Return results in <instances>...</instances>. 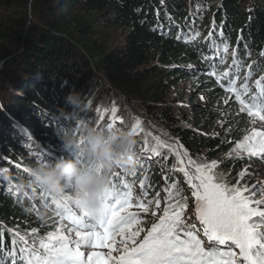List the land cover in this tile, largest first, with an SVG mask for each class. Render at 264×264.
Listing matches in <instances>:
<instances>
[{
  "label": "trees",
  "instance_id": "obj_1",
  "mask_svg": "<svg viewBox=\"0 0 264 264\" xmlns=\"http://www.w3.org/2000/svg\"><path fill=\"white\" fill-rule=\"evenodd\" d=\"M205 1L32 0L28 5L29 0H0V95H9L0 103V238L7 242L9 230L23 234L35 228L40 235L53 230L50 202L41 198L38 188L20 187L21 181L28 179L24 169L39 162V154L48 161L75 156L63 145L59 131L71 126L79 132L83 120L63 119L58 110L64 107L73 116L65 96L72 90L85 93L95 74L128 101H144L150 116L171 130L189 155L202 153L218 159L230 175L238 174L249 163L264 165L255 158L226 156L234 146L230 141L238 139L235 127L242 123L237 124V120L247 122V118L237 116L239 106L230 100L227 105L236 114L229 126L233 131L216 128L220 113L212 108V102L221 103L228 94L214 77L204 74L224 55L219 36L222 28L229 53L218 71L231 64V51L236 50L238 57L245 55L246 42L251 56L244 61L241 76L254 61L252 54L259 61L253 66L252 78L262 76L264 59L259 54L264 51V5L256 0L251 9L245 8V0H218L212 13L205 11ZM28 6L33 9V20ZM115 29L124 35V43L117 46L112 43ZM177 81L199 87L209 104H195L189 95L188 103L183 109L177 106V111L169 103ZM179 93L176 98L181 105V99L186 101L187 97L180 98ZM87 104L97 105L93 100ZM106 118L111 119V115ZM115 123L113 127L120 125ZM93 125L107 127L97 120ZM137 146V153L145 148L140 136ZM140 163L143 161H137L135 170ZM143 165L144 172L138 177L153 179L147 181L152 192L149 199L158 196L160 207H164L165 200L158 194L164 189L170 202L186 197L191 204V189L181 174L170 175L168 169L154 171L151 160ZM149 207L151 215L156 206Z\"/></svg>",
  "mask_w": 264,
  "mask_h": 264
},
{
  "label": "snow or ice",
  "instance_id": "obj_2",
  "mask_svg": "<svg viewBox=\"0 0 264 264\" xmlns=\"http://www.w3.org/2000/svg\"><path fill=\"white\" fill-rule=\"evenodd\" d=\"M219 36L224 55L204 74L215 78V83L228 94L225 105L230 100L237 103V116L246 117L250 125L241 139L230 141L234 147L229 157L264 162V76L254 82L251 80L253 66L259 61L248 64V71L241 76L244 61L251 56L245 42V55L238 57L236 50L231 51V64L218 71L229 53L222 28ZM213 47H216L215 41ZM259 55L264 59V51ZM116 111L113 107L108 128L117 120L122 122ZM104 119L100 115V120ZM243 122L237 120V124ZM140 124L137 119L133 131L139 129ZM232 131L230 127L228 132ZM153 140L155 144L150 149L146 140L144 149L145 153L150 150L152 157H136L137 161L163 157L160 149L174 154L178 170L191 189L199 227L185 222L186 197L166 203L160 215L151 212L153 222L148 228L142 227L139 213L129 211L134 206V196L125 175L127 169L120 168L112 174L106 193L107 210L98 221L90 220L80 211L70 195L56 197L38 188L41 198L50 202L49 206L54 209L53 230L42 235L35 228L23 234L19 230H9L7 242L0 238V264H264V186L259 182L246 186L239 183L245 175L254 173L245 169L238 182L230 184L217 171V161L197 162L187 150H180L182 144L168 143L160 137H153ZM75 155L82 158V154ZM36 158L46 157L39 154ZM142 167L143 163L138 164L131 176L137 177ZM24 171L29 173V168ZM146 187L141 181V194L135 206L148 213L149 205L154 203L159 210V198L144 202Z\"/></svg>",
  "mask_w": 264,
  "mask_h": 264
},
{
  "label": "clouds",
  "instance_id": "obj_3",
  "mask_svg": "<svg viewBox=\"0 0 264 264\" xmlns=\"http://www.w3.org/2000/svg\"><path fill=\"white\" fill-rule=\"evenodd\" d=\"M65 103L76 111L88 107L83 95L76 90L65 96ZM58 113L63 119L70 118V112L64 107H60ZM59 138L66 149L82 154V158L75 155L55 161L40 160L29 166L28 179L21 181L20 187L39 188L56 197L70 195L80 211L90 220L98 221L107 210L106 193L112 174L120 168H126L131 174L136 168L134 131L119 126L97 128L80 121L79 134L71 126H64Z\"/></svg>",
  "mask_w": 264,
  "mask_h": 264
},
{
  "label": "rangeland",
  "instance_id": "obj_4",
  "mask_svg": "<svg viewBox=\"0 0 264 264\" xmlns=\"http://www.w3.org/2000/svg\"><path fill=\"white\" fill-rule=\"evenodd\" d=\"M253 1L256 0H245L244 1V6L245 8H251L253 7ZM259 2L264 5V0H259ZM32 3V0H29L28 5ZM218 3V0H206L205 1V11H210L214 12V9L216 8V4ZM28 13L30 14V19L33 20L34 15H33V9L28 6L27 8ZM112 43L117 45H121L124 43V35L121 33L120 30L115 29L112 34ZM261 52V50H260ZM253 60L256 61L257 57L255 54H252ZM261 75H264V72H260ZM258 75V73H256ZM107 82L103 79L101 75L95 74L93 78L90 80V84L87 87V90L85 93L81 91L80 93L83 95L86 103L89 100H93L97 105H91L88 106L89 109H85L83 111H76L73 110V116L70 117V120L73 118L75 120H78V122L81 120L92 124L93 125V120L96 122V120L101 123H111L112 120L106 118L108 115H111V110L113 107L116 108V115L122 118V122L120 120H117L120 122V127L122 128H127L133 130V125L136 122L137 119L141 121L140 128L136 129L134 131L135 134L140 136V140L144 143L145 141H148V147L150 149L151 146L155 144V141L153 140V137H160L162 140L168 142V143H174V144H180L179 139L176 135H174L171 130L167 129L160 121L159 119H154L150 114L146 111L145 109V102L144 101H136L133 99L132 101H128L125 97H123L118 91L113 90L111 85L106 86ZM11 90V89H10ZM200 88L195 87V85H192L189 81H177V83L173 86V89L170 93L171 97L169 98V103L172 104L176 109L177 106L180 107V109L184 108V104L188 103L187 100H190L189 95H192L193 98H195V104L199 103H207L209 104V100L207 98L206 94H203L199 92ZM181 92L182 97L186 96V101L181 99V105H180V99L179 97L176 98V95ZM7 94V93H6ZM5 95H0V103L6 102V96ZM180 95V93L178 94ZM203 97V99H201ZM214 102V101H213ZM212 105L214 109L219 111L218 115V123H216V128L220 132L223 131V128L220 129V126L227 127L229 128L230 124L233 123L236 114L234 113V109H231L228 107V105H225L224 100H222L221 103H214ZM193 104V103H192ZM194 104V105H195ZM193 105V106H194ZM192 107V106H191ZM95 108V109H94ZM70 109V107H68ZM178 111V109H177ZM2 114V108L0 107V115ZM100 115H103L105 119L103 121L100 120ZM39 120V119H38ZM72 121V120H71ZM187 121V119H185ZM188 125L190 128H194V126ZM116 126V123L114 124ZM219 126V127H218ZM258 126V125H257ZM250 127V125L247 122L242 123L241 125H237L235 127L236 134L238 135V139L242 138V135L244 134L245 130ZM149 133L151 135H149ZM237 139V140H238ZM139 143V140H138ZM234 147V146H233ZM232 147V148H233ZM138 149V146L136 144V150ZM145 149V148H144ZM144 149L139 150V153H137L138 157L142 156H149L152 157V153L150 150L145 153ZM181 151H184L185 149L182 148L180 149ZM160 151L163 153V157H154L151 159H145L143 160V163L145 164L146 160H151L153 163L152 165V170L154 171H160L163 169H168L170 172V175H173L174 172H177L181 174L180 176L184 181L185 178L183 176V173L179 172V165L178 162L174 156V154L168 153L167 150L160 149ZM232 152V150L226 155L227 157L229 154ZM70 156V155H68ZM192 159L196 160L197 162H211L213 160L217 161L219 167L217 171L219 173L223 174V178L227 180L228 183L234 184L238 182V178L241 175V172L245 169L248 171L254 173V175H245L244 179L242 181H239L240 184L242 185H249L251 183L259 182L262 186H264V165H258L254 163H249L245 166L242 167L240 172L237 174L230 175L229 172L226 170L222 169L220 166V160L218 159H212L209 155H204L202 153H199L198 155H189ZM143 168L139 171V174H141V171ZM143 173V172H142ZM138 177V176H137ZM186 182V181H185ZM168 191H164V189H161V193H159V197H163L165 202L168 203L171 200V197H167ZM174 193V191H172ZM165 206V205H164ZM156 208V207H155ZM162 209L163 207H160L159 210L156 209L157 215L162 214ZM184 217H186L187 224H196L197 227H199V222L195 218V212H194V198H192L191 205L185 210ZM149 222H153V217L150 215L149 216Z\"/></svg>",
  "mask_w": 264,
  "mask_h": 264
}]
</instances>
